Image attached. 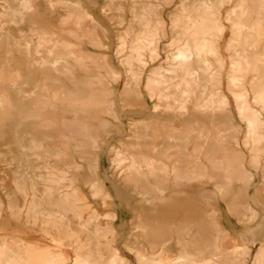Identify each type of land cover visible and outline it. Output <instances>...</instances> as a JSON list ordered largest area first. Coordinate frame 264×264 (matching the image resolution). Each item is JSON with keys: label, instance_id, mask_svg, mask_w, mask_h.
Instances as JSON below:
<instances>
[{"label": "bare ground", "instance_id": "obj_1", "mask_svg": "<svg viewBox=\"0 0 264 264\" xmlns=\"http://www.w3.org/2000/svg\"><path fill=\"white\" fill-rule=\"evenodd\" d=\"M36 1L5 0L0 10V137L10 133L18 148L12 158L16 164L12 184L14 193L23 199V206L16 209L9 201V216L39 226L51 241L46 252L33 256L35 262L245 264L249 245L221 244L224 232L217 222L219 210L215 202L223 201L227 212L241 222L256 217L248 189L253 172L260 168L261 161L249 153L245 164L239 137L248 141L251 134L261 132L264 127V59L256 65L254 56L236 52L231 55L235 59L228 70L217 37L205 25L207 18L204 17L199 26L196 22L192 24L190 40L187 41H180L181 35L175 33L178 24L171 19L170 45L177 43L174 51L168 53L173 64L153 70L145 84L146 92L157 99L156 106L162 110L159 114L153 109L144 112L142 120L130 117L129 133L118 139V146H110L108 150L112 163L121 173L122 191L133 201L130 210L133 228L121 243L122 248L132 255L129 260L115 245L118 236L113 224L116 212H99L82 190L85 187L91 198L98 199L104 208L111 206L115 199L99 175L98 149L102 134L110 127H116L113 122L120 120L111 99L113 90L107 85L108 81H116L119 75L109 66L103 53L82 48L84 44L96 49L105 47L106 31L80 0H41L50 8L66 10L64 15L60 11L62 14L55 23L39 17L40 6ZM172 1L126 0L124 3L122 0H102L99 5L102 16L110 20L114 18L115 25H125L122 31L116 32L119 45H128L129 49L121 60L126 79L123 82L125 97H118L122 103L118 105L120 110L124 105L133 106L134 101L140 100L141 71L138 64H145V57L153 60L158 56L159 41L166 36V25L160 12ZM188 1L191 0H179L184 14ZM215 1L194 0L207 11ZM125 9L130 13L127 21L124 19ZM186 16L188 19L190 15ZM241 23L232 25L231 39L237 34L240 38ZM20 24L26 25L28 32L22 33L19 28L21 35L16 40L8 26ZM49 27H57V30ZM249 74H254L249 81L255 87L252 91L254 103L261 108L250 103L249 91L245 87ZM26 85L30 90H26ZM232 101L238 117L230 109ZM154 125L160 130L157 136L149 131ZM28 156L40 160L39 164L46 173L34 174L31 165L33 171H25L23 166L29 162ZM261 168L262 179L256 183L254 199L264 204V166ZM38 185L43 186L40 194ZM181 208L191 210L194 220H190L194 222H188L191 226L185 224L176 228L175 235L167 237L161 219L183 216L178 213ZM84 212L87 217L83 216ZM99 220L104 221L102 226ZM152 220L157 224H152ZM153 232H157L158 237L155 243H151L154 241L151 239L148 249L143 240ZM246 233L252 243L258 241L263 235L262 226ZM14 240V236L0 239V264H29L32 255L25 251L19 253L25 247ZM170 241L174 248L170 247ZM67 248L71 249L73 256ZM17 249L20 251L16 252ZM205 251H209L208 259L202 257ZM222 254L225 258L221 259ZM255 254V264L264 262V245L260 244Z\"/></svg>", "mask_w": 264, "mask_h": 264}, {"label": "rangeland", "instance_id": "obj_2", "mask_svg": "<svg viewBox=\"0 0 264 264\" xmlns=\"http://www.w3.org/2000/svg\"><path fill=\"white\" fill-rule=\"evenodd\" d=\"M4 1L5 0L0 1V10H1L2 6L5 4V3H3V5L1 4ZM80 1L84 6H87L88 12L92 16L97 18L99 23L101 22L100 23L101 27L103 29H105V31H106V38L103 39V42L105 43V47H103L101 49H96V48H93V47L88 46V45L86 46V44H84L82 41H81L82 43H80V44H81V46L84 44L83 45L84 47L82 46V48H84L85 50H89V51L95 52V53L96 52L97 53H103L106 57V61L109 64V66L111 68L113 67L112 68L113 71L117 70L115 72L118 73L119 78L116 81H108L107 85L112 88L111 90H113L112 94H111V96H112L111 99L115 102V108L119 112V119H120L117 122H113V124H115L118 129L116 127H110L108 129L107 133L102 134L103 139L99 143L101 145H99L100 148L98 149L99 159H100V165H99V169H98L99 175L105 181L107 188L112 192V194L115 195V199L111 202L112 203L111 206L104 208L98 199L91 198L89 192L87 191V189L85 187H82V190H83L84 195L88 197V200L92 203V205L94 207H96L98 209L99 212L104 213L108 210H113L116 212L117 217L113 221V224H114L115 229L118 233V236L116 239L117 240L116 244L115 243L114 244L118 247V249L122 255L126 256V258L131 260L132 259L131 253L130 252L128 253L127 250L122 248L123 246L121 243H122L123 239L126 238V236L129 234V232L133 228V222H131V220H130V213H131L130 210H131V205H132L133 201L131 199L127 198L126 193L122 191L121 185L119 183L121 173H120L119 169L116 168L115 163L114 162L112 163V159H111L112 155L108 152V150H109L110 146H118V144H119L118 139L125 137L129 133V122H130L129 118L130 117H131V119L133 118V120H142L145 116L144 112H149L153 109L152 111L159 114L162 110L161 107L156 106V100L157 99L155 97H153V98L150 97L148 92H146L145 84L147 81V77L149 75H151L154 71H156L159 67H170L173 64V60H171L172 58L168 55V53L170 54L171 52L174 51L173 49H175L177 43H175L174 45H170L171 44L170 24L172 22L171 19H174L175 25L178 24L176 26L177 30H175V33H176V35H179V36L181 35L180 41H187V40H190V31L192 30V24H194L196 22L195 24L199 26L202 23L203 18L204 17H205V19L207 18L206 20L208 22H210V25L208 22H206L205 25L209 30L212 29L211 30L212 33H214V35L217 37V38L216 37L215 38L218 41V44L220 46L221 53L224 56V59L227 61V67L229 66L228 70L230 69V65H232V62L235 59V58H232L231 55H234L236 52H242V54H244V55H250V56L252 55V57L254 56L253 59L256 58V60L254 59V61H255V64L257 65L258 61H261V59L262 60L264 59V48H263L264 47V37H262V36H264L263 35L264 34V4H263L264 0H220V1L216 0L215 1L216 3L214 2L215 4H213V6L210 8V11H209V9L207 11V9H205L204 7H202L200 5L198 6L197 2H194V0L193 1L191 0V1L186 2V4H187L186 9L187 10H186L185 14L181 11L182 9L179 6V0H173L172 4L161 9L160 13H161V16H162V18L165 22V25H166L165 35L167 37L163 36L160 39L161 40V41H159L160 47L158 46V48H157L158 56L155 59L150 60L148 57H145V64H143V65L138 64V69L141 71L140 82H139V92H140V100H142L141 101L142 103H140V100L139 101L137 100V101H134L135 105H134V102H133V106L128 105L129 106L128 107L127 105H124L121 110L118 108V105L121 103V101L119 100L118 97H125V95L123 93L124 92L123 82H125L124 79H126V74H125L126 72H124L125 67L122 64V61L124 60L125 56L129 53V49H128V45H124V46L119 45L120 42L117 39V35H118L117 33H118V30L122 31L124 29L123 27L125 25H115L114 24V18L113 19L111 18V20H110V19L102 16L99 13V5L102 2V0H95L93 2L88 1V0L87 1L80 0ZM122 2L126 3V0H122ZM222 2L224 5L222 4ZM36 3L38 4V6H40V9L38 11L39 17L48 23H51L53 21L55 23L56 19H58L62 13H63L62 15L66 14V10L64 8H61V9L58 8V10H55L53 8H50L45 2H43L41 0H37ZM254 4H255V6H254ZM261 4H263L262 7H261ZM238 5H240V6H238ZM216 6L218 8H216ZM241 6L243 7V9ZM194 8L198 11H195ZM126 9H125V14H124L125 21H127L129 19V15H130V13L127 12ZM261 9H262V11H261ZM228 10H230V11L228 12ZM258 10H259V12H258ZM191 12L193 13L194 17L192 16ZM248 12H251V13H248ZM110 13H113V11H110ZM186 14H189L191 17L189 16L188 19L185 18L184 16H186ZM208 14L210 15V17H208ZM230 14H231V16H230ZM246 14H249V15H246ZM254 14H256V15L254 16ZM259 14H261V15H259ZM244 15H246L247 17ZM233 16L235 18H233ZM178 17H179V19L181 18L180 20L182 22L180 20L179 21L175 20ZM243 17H244V19H243ZM248 17H249V20H248ZM199 18L201 21L199 20ZM190 19L193 20V22ZM218 19L220 22L218 21ZM230 19H231V21H230ZM243 20H245V21H243ZM237 22L243 23V24L241 23L242 27H241V29H239L240 38L238 37V34H237L235 39H231L232 25L234 23H237ZM244 22L245 23L248 22L247 24H249V25L244 24ZM207 25H209V26H207ZM66 26L69 27V25H66ZM66 26H63V27L65 28ZM247 26H248V28H247ZM59 27L60 26H58V28ZM245 27H246V29H245ZM19 28L22 29V31H21L22 33L28 32V28L24 24L23 25L20 24V25L8 26V29H9L11 35L15 39L16 38L18 39V37L20 39L21 32L19 31ZM179 28H181V29L179 30ZM261 28L263 31L261 30ZM49 29L57 30V27H49ZM116 29H117V31H116ZM256 29H258V31ZM178 31L179 32L181 31L182 33L181 32L178 33ZM247 32H251V35L248 36ZM218 33H220V34H218ZM61 35L66 36L65 34H61ZM250 38H252V40H250ZM243 40H246V41L244 42ZM256 40H258V41H256ZM74 41L77 42V40H74ZM240 41H242V42H240ZM236 43H237V45H236ZM241 47H245V48L241 49ZM104 48L107 49V51L104 50ZM227 48H229V49H227ZM242 50H244L246 52H243ZM250 51L253 53H251ZM228 60H230V61H228ZM167 62H169V63H167ZM253 77H254V74H249L246 76L247 82H246L245 87L249 91V100L251 101L250 102L251 105L255 108H261V105H256L254 103L255 100H254V94L252 91L255 89V87L253 85H251L249 82V81H251V79ZM25 88H26V90H28V89L30 90L29 85H26ZM228 94H229L230 98L232 99L231 94L229 92H228ZM139 104H141V105H139ZM230 109L233 110L235 115L238 117V113H237V111H235L237 109H236L235 103H233V101H232V104L230 105ZM141 117H143V118H141ZM237 119L239 120V118H237ZM149 131L152 132L155 136H157V134L160 133L159 128L155 125L152 126V128ZM255 133H256V135H255ZM251 135L254 137L251 136L248 141L246 138H243L240 136L239 137V142H240L239 147L241 149H243L244 156H245L244 162L246 165H247V160H248L249 155H250L249 153H251L252 156L259 159V161H261L260 164L262 165V166L260 165V168L257 171L253 172V181L250 184V187L248 189V196L250 198V204L256 211V217L253 220H250L249 222H241V221L237 220L235 217H232L227 212L226 206H225L223 201L217 200L215 202L216 208L220 211V212L218 211L217 216H216V217H218L217 222L224 232V239H223L221 244H222V246H227L230 244L232 245L233 243L236 242L235 244L245 243V244L249 245L248 254L245 256V264H247V263L248 264H255L256 248L260 244L264 245V204L257 203L254 199L255 198L254 189H255V186L258 184V182H260L262 179V177H261L262 168L261 167L264 166V160H263L264 159V143H263L264 142V137H263L264 136V127H263V130L261 132H254ZM12 139H13L12 135L8 132L5 133L4 136H2V138L0 137V153H1L0 156L2 155L1 157H3V158L0 157V182H1L0 199L2 198L1 199V206L3 205L1 208V217H0V239L2 237L3 238L4 237L9 238V236H14L16 238V240H14V241H16L18 245H22L21 247H25L24 249H21V251L19 249H17L16 252L20 251L19 253H21L22 251H25V252L30 253L32 255V258H31L32 260L29 264H37L35 262L36 258L33 256H35L36 253L46 252L45 250H47V248L49 249L51 241L48 240V236H46L43 232H41V230H39V226H37V225L32 226L30 223L19 222L17 220L12 219L9 216L10 211H11L10 210L11 205H10L9 201H12V207L14 209H16L17 207L21 208L23 206L22 197L18 193L17 194L14 193V191H13L12 179H13V174L15 171L16 164L12 161V158H13V156H16V154L18 152L17 151L18 148H17L15 142L13 141L14 139L13 140ZM10 142H13V144H15V145H13ZM8 150H10V151H8ZM1 151H3V153ZM6 152H8L7 153L8 155L6 154ZM4 158H5V162H4ZM27 158L29 159V162H26L24 164L25 166H23V169L25 171L30 172L32 169H34V171L32 170L34 172V174H42V173L45 174L46 173V170L41 167V164H39L40 160H36L34 157H30V156H28ZM8 160H10V161H8ZM7 161H8V163H7ZM31 161L34 162L33 165H32ZM2 162H4V163H2ZM8 164H10V165L12 164V165L10 166ZM30 165L34 168L30 169ZM19 171L21 172L22 170L20 169ZM3 181L6 183H4ZM38 190H39V194H40L43 190V186L38 185ZM7 204H8V206H7ZM187 210L190 212H188ZM187 210H186V208H181L178 210L179 211L178 213H181L183 216H181V215L177 216V217L175 216V218L168 216V217L161 219L162 223H160V224L164 225V228H166L164 233L166 235L168 234L167 237L169 235L174 236L176 228H180V226L182 227L185 224H187L188 226L189 225L191 226V223L194 222V221L191 222V220H194L192 218L191 210L190 209H187ZM184 213H186V214H184ZM68 215H69V217H71L70 212H68ZM186 215H187V217H185ZM83 216L87 217V212L86 213L84 212ZM189 216L191 218H189ZM179 219L182 221H180ZM21 220L23 221V216H22ZM129 221H130V223H129ZM103 222H104L103 220H99V225L102 226L104 224ZM182 222H185V223H182ZM188 222H191V223H188ZM151 223L157 224L156 221H154V220H152ZM178 225H179V227H178ZM259 225L262 226L263 235L259 238L258 241H255L252 243V241L246 235L247 234L246 231L247 230H253L256 227H258ZM170 228H172V229H170ZM28 232H29V234H28ZM4 234H6V235H4ZM18 237H20V238H18ZM157 237H158V233L153 232V233L149 234L146 239L143 240V244L146 246V248L149 249L148 245H150L151 243H155L157 240ZM159 237H160V235H159ZM186 237L188 238L189 236L186 235ZM151 239L154 241H152ZM147 240H149V241H147ZM150 241H152V242L150 243ZM38 246H40L42 248H40ZM44 246H46V247L44 248ZM170 247L174 248L172 241H170ZM28 249H29V251H28ZM67 252L70 254V256H73V252L71 251L70 248H67ZM250 256H252V257H250ZM202 257L204 259H208L210 257L209 251H205L203 253ZM219 257L225 258V255L222 254ZM259 264H264V262L259 263Z\"/></svg>", "mask_w": 264, "mask_h": 264}]
</instances>
